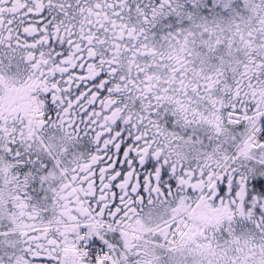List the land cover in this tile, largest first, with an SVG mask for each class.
<instances>
[{
    "label": "snow or ice",
    "instance_id": "snow-or-ice-1",
    "mask_svg": "<svg viewBox=\"0 0 264 264\" xmlns=\"http://www.w3.org/2000/svg\"><path fill=\"white\" fill-rule=\"evenodd\" d=\"M0 264H264V0H0Z\"/></svg>",
    "mask_w": 264,
    "mask_h": 264
}]
</instances>
